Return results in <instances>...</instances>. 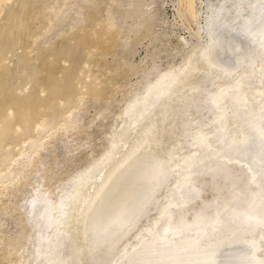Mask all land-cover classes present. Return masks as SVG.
<instances>
[{"label":"bare ground","instance_id":"6f19581e","mask_svg":"<svg viewBox=\"0 0 264 264\" xmlns=\"http://www.w3.org/2000/svg\"><path fill=\"white\" fill-rule=\"evenodd\" d=\"M14 1L0 0V186L6 190L25 182V167L47 163L36 160L43 138L66 120L61 108L79 101L57 78L58 58L76 60L93 41L113 37L104 29L91 32L93 23L86 21L84 29L72 31L75 42L67 52L52 45L39 60L44 51L37 50L38 68L32 65L29 81L39 90L17 93L10 80L29 69L33 58L22 51L11 64L6 54L38 38L35 19L54 26L64 3L53 2L51 11L38 16V0ZM184 1L195 21L196 0ZM197 2L208 9L206 43L178 68L146 80L140 95L130 94L119 113L131 118L120 151L89 161L57 187L56 197L48 188H33L25 197L29 245L20 248L27 255L9 258L3 251L1 258L18 264H264V0ZM89 10L91 20L85 18L95 22L97 14ZM105 45L98 54L108 52ZM57 96L60 109L53 106ZM227 112L236 126L232 133ZM79 114L67 118L62 134L77 129ZM18 138L23 143L7 171L3 166ZM169 138L173 148L167 147ZM207 189L211 197L200 201Z\"/></svg>","mask_w":264,"mask_h":264},{"label":"rangeland","instance_id":"374dc122","mask_svg":"<svg viewBox=\"0 0 264 264\" xmlns=\"http://www.w3.org/2000/svg\"><path fill=\"white\" fill-rule=\"evenodd\" d=\"M62 1L64 5L56 11L54 26L49 28V22L45 20L40 22L35 19L32 24L39 31L36 36L38 38L26 40L27 43L23 40L26 44H23L22 48L20 45V48L18 46L14 51L6 54L9 57L7 58V62H11V64L13 62L16 63L17 55L22 51L33 58L31 60L33 62L30 61L31 66L29 69L25 70L21 76L10 80L11 89L16 90L15 92L30 93L31 91L36 92L34 90H39V83L37 85L36 82L29 81L34 64L38 68V60H34L37 52L40 50L44 51L42 53L44 57L41 56L39 60L48 56V48L52 45L65 46L63 47L64 49L62 48V52H67L65 48L75 42V38H72L74 37L72 31L76 33L75 29L77 27L79 31L82 26L86 27L88 23L89 25L93 23L92 27L90 26V29L92 28L91 32H100L104 29L111 32V36L113 37L110 38L111 41H109L110 39L108 40V43L105 39L104 42L103 39L102 41L101 39L96 40V43L93 41V45L91 46V43L87 46L86 50L82 51V54L80 52L76 60H71L72 57H63V59L60 57L61 59L58 58L59 61L57 60L59 64L57 65L59 69L57 70V78L65 79V84H67L65 88L70 86L67 89V91L69 90L68 95L75 96L79 101L70 105L71 107L63 108L60 106L63 100L57 96L58 98H54L56 102L54 101L53 106L56 105L55 109L62 107L61 109L66 120L71 115L79 112V124L77 129L69 128L70 130L68 129L64 135L62 133L67 129L65 124L68 123L65 120L64 123L62 122V125L58 124L60 128L58 127L54 132H50L51 134L46 133L42 141L45 145V150L38 148L41 157L38 154V159L36 160H43L47 163L41 166V163L35 162L34 165L31 164L25 167L24 172L27 178L23 183L9 185L10 187L7 190L0 186V254L3 251H8L9 258H12L14 254V257L27 255V250L26 254H24V250H20V248L27 247L26 244L29 245L28 240L30 239L28 236L30 230L26 225L24 214L25 197L33 193V188L36 186L48 188L52 196L56 197V193L58 192L57 187L66 183L78 171L83 170L89 161L99 157L106 158L108 155H113L115 152L120 151L121 141L129 135L131 118L126 113H119L124 109L130 97L134 96V94L140 95L145 89L147 81L154 79L155 73L163 72L168 68L172 69L173 66L178 68L190 57H193L195 52L206 43V17L208 9L205 7L206 4L204 2L199 4L197 0L195 1L194 7L200 13L198 12V20L193 21L194 19L190 16V11L184 0H79L75 6H73L72 0ZM16 2L19 3L18 0ZM16 2L14 3L15 5ZM53 2H58L55 3L57 5L62 3L60 0H38L35 3L36 5H34L33 9L35 11L33 10V13L37 12L35 15L38 14L39 16L41 14L42 16L43 12L51 11V6H54ZM88 8L91 11L95 10L94 12L97 14V20L94 19L95 22L89 21L90 18L87 15ZM230 11L233 15V7L230 8ZM2 12L0 13V18L3 17L4 12ZM66 15L69 16L66 17ZM86 21L88 22L87 25ZM47 28L50 31H47L45 34ZM36 30L35 33L37 34L38 31L36 32ZM40 31H43L42 34ZM105 44L109 47L107 46L108 48L106 47L104 51L107 49L108 52L105 53L103 51L105 54L99 53L101 55L99 56L97 49H102ZM251 46H255V43H251ZM68 60H71L72 63L74 62L73 66H71V61ZM45 66L41 65L40 68L43 71L45 69L47 71L48 68H45ZM156 68L158 69L157 71ZM62 69L68 70L69 74L73 71L72 75L76 80L71 74L68 76V73L64 70L62 71ZM150 71L151 73H149ZM77 73H79V78L77 77ZM90 82L94 90H92L93 87H91ZM87 85L91 87V90L89 86L86 87ZM98 91L99 94H97ZM134 92H137V94ZM42 93L40 92L39 94L44 96V92ZM100 111L101 114L99 115ZM231 115V112H227L228 132L232 133V131L236 130V126H234L235 123ZM41 119L36 120H38L37 122L39 120L41 122ZM169 128L168 126L167 129ZM22 139H16L15 144L13 142L11 148L12 152L13 150L14 152H11L8 160L4 163L6 167L3 166V168L5 170L14 169L12 160L18 157L17 152L19 151L17 148L22 145ZM173 141V138H169L167 143L168 148L174 147ZM63 142L66 143L65 146H63ZM37 168L43 170L39 172ZM39 183L46 185L41 186ZM198 183L196 182V185ZM209 192L208 189L204 190L200 201L209 199L211 197V192ZM20 260H22V257ZM0 264H18V262L0 257Z\"/></svg>","mask_w":264,"mask_h":264}]
</instances>
